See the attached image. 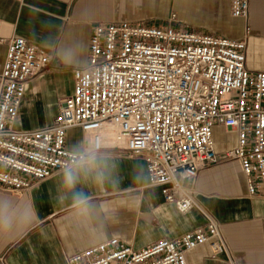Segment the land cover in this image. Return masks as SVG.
I'll return each mask as SVG.
<instances>
[{
	"label": "built area",
	"instance_id": "obj_1",
	"mask_svg": "<svg viewBox=\"0 0 264 264\" xmlns=\"http://www.w3.org/2000/svg\"><path fill=\"white\" fill-rule=\"evenodd\" d=\"M231 14L245 18L249 0H230ZM144 22L93 26L86 62L73 69V89L45 125L15 128L26 82L51 58L24 37L6 40L0 72V188L29 190L62 171L72 150L67 132L80 128L101 151L120 147L145 160L149 183L186 212L197 205L199 169L238 161L248 195L264 197V70L245 65L246 37L176 29ZM236 132L222 151L214 129ZM206 222L174 239L140 248L117 237L68 257V264H188L184 252L207 243L214 255L231 257L221 224L202 207Z\"/></svg>",
	"mask_w": 264,
	"mask_h": 264
},
{
	"label": "crops",
	"instance_id": "obj_2",
	"mask_svg": "<svg viewBox=\"0 0 264 264\" xmlns=\"http://www.w3.org/2000/svg\"><path fill=\"white\" fill-rule=\"evenodd\" d=\"M172 13L176 29L245 36L246 67L264 70V0H249L245 18L232 16L230 0H0V72L6 40L13 35L24 37L51 58L45 70L26 82L13 127L32 128L53 120L73 89V69L88 58L96 23L167 25ZM64 49L74 54L71 64L61 58ZM214 138L222 151L235 144L236 132L216 126ZM85 141L88 136L80 128L68 130V149ZM100 153L107 165L103 182L89 179L75 188L94 206L87 212L71 206L61 186L62 171L33 182L24 192L0 188V196L14 208L27 207L35 213L23 234L0 239V264H68L71 254L111 237L136 248L161 238L174 239L206 222L200 207L221 224L237 264H264V197L248 195L238 161L220 160L199 169L194 180L197 205L181 212L164 200L159 186L149 183L142 156H129L120 147H104ZM184 254L188 264H231L227 254L214 255L207 243Z\"/></svg>",
	"mask_w": 264,
	"mask_h": 264
},
{
	"label": "clouds",
	"instance_id": "obj_3",
	"mask_svg": "<svg viewBox=\"0 0 264 264\" xmlns=\"http://www.w3.org/2000/svg\"><path fill=\"white\" fill-rule=\"evenodd\" d=\"M63 62L71 64L74 54L70 49L60 53ZM107 167L105 157L99 148L87 141L74 146L70 158L62 168L61 186L63 191L70 196V203L74 209L87 212L94 206L83 191H75L78 183L91 179L96 183L104 180V169ZM66 197H61V200ZM34 211L24 208H14L12 202L0 196V239L12 234H23L31 224Z\"/></svg>",
	"mask_w": 264,
	"mask_h": 264
},
{
	"label": "bare ground",
	"instance_id": "obj_4",
	"mask_svg": "<svg viewBox=\"0 0 264 264\" xmlns=\"http://www.w3.org/2000/svg\"><path fill=\"white\" fill-rule=\"evenodd\" d=\"M20 112H21V107H20V110H19V114H20ZM18 126H20V125H18Z\"/></svg>",
	"mask_w": 264,
	"mask_h": 264
},
{
	"label": "rangeland",
	"instance_id": "obj_5",
	"mask_svg": "<svg viewBox=\"0 0 264 264\" xmlns=\"http://www.w3.org/2000/svg\"><path fill=\"white\" fill-rule=\"evenodd\" d=\"M36 127V126H35ZM230 139V138H229Z\"/></svg>",
	"mask_w": 264,
	"mask_h": 264
}]
</instances>
